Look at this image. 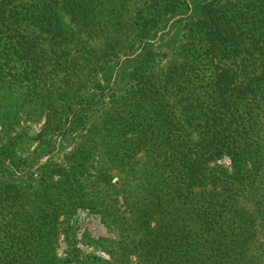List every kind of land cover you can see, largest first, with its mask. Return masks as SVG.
<instances>
[{
    "label": "trees",
    "instance_id": "obj_1",
    "mask_svg": "<svg viewBox=\"0 0 264 264\" xmlns=\"http://www.w3.org/2000/svg\"><path fill=\"white\" fill-rule=\"evenodd\" d=\"M34 110L41 155L79 140L28 183L0 146V264H97L56 251L78 208L113 264H264V0H0V123Z\"/></svg>",
    "mask_w": 264,
    "mask_h": 264
},
{
    "label": "rangeland",
    "instance_id": "obj_2",
    "mask_svg": "<svg viewBox=\"0 0 264 264\" xmlns=\"http://www.w3.org/2000/svg\"><path fill=\"white\" fill-rule=\"evenodd\" d=\"M187 1L192 4V0ZM129 3V7L132 8L133 2L130 1ZM180 15L183 16H180L177 19L186 18L188 16V14ZM173 19L174 17L170 19L167 25H170L169 28L176 20ZM169 28L167 30L165 29L164 31H168ZM125 32L127 34L129 30H125ZM162 32L163 31L158 34V37ZM126 58L127 56L122 57L121 61L125 60ZM113 111H116V102L113 103L110 96H108L101 107L96 111L97 113H93L95 121L103 122L107 118H112ZM22 113L20 114L19 119L16 121L11 123H0V146L8 142L11 138L14 140L16 150L15 159L18 161L19 166L16 167L12 165L9 159H7V164L16 170L18 176H20L18 178L19 181L22 183H28L31 175L35 174L38 177L37 173L39 169L46 164H59L65 166L67 164L66 158L75 148L76 143L79 140L78 137L80 133L79 131L72 132V134H69L64 141H62V137L57 138V136H55L54 143H52V146L48 148L50 151L41 155L42 151L40 149L38 150L39 140L37 139V136L40 134L41 129L45 124L46 114H44V117L42 118L41 115L39 113L37 114L35 110L32 112V114H30L31 116H26L24 112ZM262 121L264 122L263 118ZM105 132V128L101 125L99 139L100 136H102V134ZM53 144L55 145L54 149ZM99 152L100 151L96 153V157L98 156ZM219 162L227 166L230 165V160L228 157L223 158ZM110 173L116 175L118 171L113 169L110 171ZM116 180L117 179L115 177L113 182H116ZM112 210L116 213V208ZM120 210L123 211L124 209ZM60 223L61 227L56 250L60 257L67 256L68 251L70 250L69 242L73 241L77 245V248L80 249L82 257L88 258L97 256V264H113L112 255L108 251L109 249H112L110 246L106 245L104 248L102 246L90 244V240H98L100 238L116 240V224L112 219L106 220L101 216L100 213H97L89 208H78L76 212L72 214L62 215ZM68 224L70 226L69 229L71 232V237L66 238L64 229L68 226ZM125 264L142 263L138 261L136 256H132L131 261L126 262Z\"/></svg>",
    "mask_w": 264,
    "mask_h": 264
},
{
    "label": "water",
    "instance_id": "obj_3",
    "mask_svg": "<svg viewBox=\"0 0 264 264\" xmlns=\"http://www.w3.org/2000/svg\"><path fill=\"white\" fill-rule=\"evenodd\" d=\"M180 16H183V15L175 16L174 19H177V18L180 17ZM174 19H173V20H174ZM169 26H170V25H169ZM169 26H167L166 30L169 28Z\"/></svg>",
    "mask_w": 264,
    "mask_h": 264
}]
</instances>
